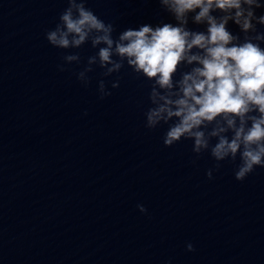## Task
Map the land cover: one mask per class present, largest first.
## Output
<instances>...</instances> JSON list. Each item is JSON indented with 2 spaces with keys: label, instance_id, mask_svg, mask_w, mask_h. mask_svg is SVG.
Here are the masks:
<instances>
[{
  "label": "water",
  "instance_id": "95a60500",
  "mask_svg": "<svg viewBox=\"0 0 264 264\" xmlns=\"http://www.w3.org/2000/svg\"><path fill=\"white\" fill-rule=\"evenodd\" d=\"M67 6L0 0V264H264V167L241 182L239 158L216 170L191 140L166 147L167 125L145 127L150 83L127 65L109 77L93 66L84 86L77 74L98 49L45 35ZM86 6L114 36L174 22L159 0Z\"/></svg>",
  "mask_w": 264,
  "mask_h": 264
},
{
  "label": "clouds",
  "instance_id": "9594fccd",
  "mask_svg": "<svg viewBox=\"0 0 264 264\" xmlns=\"http://www.w3.org/2000/svg\"><path fill=\"white\" fill-rule=\"evenodd\" d=\"M67 4L45 35L59 49H79L89 42L98 49L77 74L84 86L93 66L109 77L127 65L150 83L145 127L167 125L166 147L191 140L198 156L210 152L216 170L220 162L235 164L239 158L234 175L241 182L264 167V12L258 14L264 0H159L174 22L144 23L118 36L113 23L96 15L86 0ZM63 60L78 64L80 56ZM58 68L65 70L63 64ZM111 86L117 88L119 79ZM98 91L100 99L111 95L104 80ZM207 177L213 179L212 169ZM137 207L147 212L142 204ZM187 250L195 249L188 243Z\"/></svg>",
  "mask_w": 264,
  "mask_h": 264
}]
</instances>
